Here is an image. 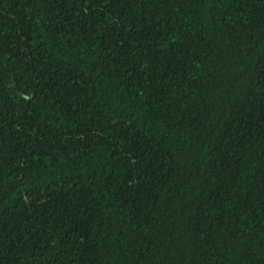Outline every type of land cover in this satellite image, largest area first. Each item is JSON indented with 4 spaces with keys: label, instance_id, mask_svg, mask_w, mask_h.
Wrapping results in <instances>:
<instances>
[{
    "label": "trees",
    "instance_id": "obj_1",
    "mask_svg": "<svg viewBox=\"0 0 264 264\" xmlns=\"http://www.w3.org/2000/svg\"><path fill=\"white\" fill-rule=\"evenodd\" d=\"M0 264H264V0H0Z\"/></svg>",
    "mask_w": 264,
    "mask_h": 264
}]
</instances>
